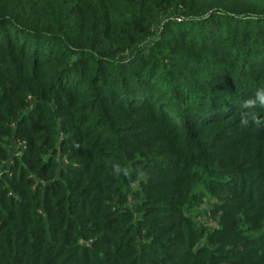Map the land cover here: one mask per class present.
I'll list each match as a JSON object with an SVG mask.
<instances>
[{
  "label": "trees",
  "instance_id": "trees-1",
  "mask_svg": "<svg viewBox=\"0 0 264 264\" xmlns=\"http://www.w3.org/2000/svg\"><path fill=\"white\" fill-rule=\"evenodd\" d=\"M259 87L264 0H0V264H264Z\"/></svg>",
  "mask_w": 264,
  "mask_h": 264
},
{
  "label": "clouds",
  "instance_id": "clouds-1",
  "mask_svg": "<svg viewBox=\"0 0 264 264\" xmlns=\"http://www.w3.org/2000/svg\"><path fill=\"white\" fill-rule=\"evenodd\" d=\"M239 116V124L245 128L248 127H264V119H262L256 112L258 107H264V87H259L254 94L245 99L241 105ZM113 175H123L128 177L131 175V168L119 164L112 165Z\"/></svg>",
  "mask_w": 264,
  "mask_h": 264
},
{
  "label": "rangeland",
  "instance_id": "rangeland-1",
  "mask_svg": "<svg viewBox=\"0 0 264 264\" xmlns=\"http://www.w3.org/2000/svg\"><path fill=\"white\" fill-rule=\"evenodd\" d=\"M207 202L202 204V211H201V215H198L196 218V221H201L204 225H215V222L212 221L209 217H208V212H207Z\"/></svg>",
  "mask_w": 264,
  "mask_h": 264
}]
</instances>
